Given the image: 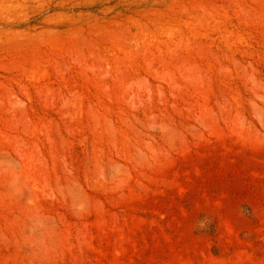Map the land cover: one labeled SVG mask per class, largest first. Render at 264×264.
<instances>
[{"label":"rangeland","instance_id":"1","mask_svg":"<svg viewBox=\"0 0 264 264\" xmlns=\"http://www.w3.org/2000/svg\"><path fill=\"white\" fill-rule=\"evenodd\" d=\"M0 264H264V0H0Z\"/></svg>","mask_w":264,"mask_h":264}]
</instances>
